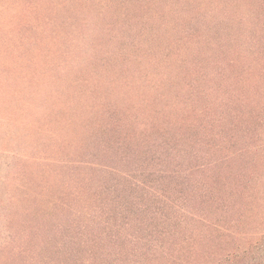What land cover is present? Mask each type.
<instances>
[{"label":"trees","instance_id":"trees-1","mask_svg":"<svg viewBox=\"0 0 264 264\" xmlns=\"http://www.w3.org/2000/svg\"><path fill=\"white\" fill-rule=\"evenodd\" d=\"M0 153V264H264V0H0Z\"/></svg>","mask_w":264,"mask_h":264},{"label":"rangeland","instance_id":"rangeland-1","mask_svg":"<svg viewBox=\"0 0 264 264\" xmlns=\"http://www.w3.org/2000/svg\"><path fill=\"white\" fill-rule=\"evenodd\" d=\"M51 0H49L50 2ZM11 2V1H10ZM168 19H171V17L169 16ZM176 33V32H175ZM175 33L171 34L173 37H171L172 39L176 38ZM180 34L178 33V36ZM179 46H182L181 44H179ZM157 51H161V50H157ZM193 51L194 50H187L185 47L182 48L181 50V56L190 64L191 61H195L196 59L193 57ZM198 51V48L195 50ZM188 68V67H187ZM12 161V158L10 155L4 154V153H0V175L1 174H5L7 172V165Z\"/></svg>","mask_w":264,"mask_h":264}]
</instances>
